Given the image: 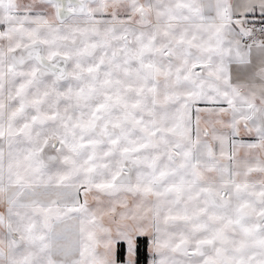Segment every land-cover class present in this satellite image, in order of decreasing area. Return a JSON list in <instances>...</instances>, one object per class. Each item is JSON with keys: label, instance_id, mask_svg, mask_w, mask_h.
<instances>
[{"label": "snow or ice", "instance_id": "snow-or-ice-1", "mask_svg": "<svg viewBox=\"0 0 264 264\" xmlns=\"http://www.w3.org/2000/svg\"><path fill=\"white\" fill-rule=\"evenodd\" d=\"M264 264V0H0V264Z\"/></svg>", "mask_w": 264, "mask_h": 264}, {"label": "trees", "instance_id": "trees-1", "mask_svg": "<svg viewBox=\"0 0 264 264\" xmlns=\"http://www.w3.org/2000/svg\"><path fill=\"white\" fill-rule=\"evenodd\" d=\"M137 263L146 264L148 261V239L145 237H139L137 239ZM125 255L124 244L120 245L118 250V261H122Z\"/></svg>", "mask_w": 264, "mask_h": 264}, {"label": "crops", "instance_id": "crops-1", "mask_svg": "<svg viewBox=\"0 0 264 264\" xmlns=\"http://www.w3.org/2000/svg\"><path fill=\"white\" fill-rule=\"evenodd\" d=\"M147 238V237H145ZM138 239V238H137ZM148 239V238H147ZM121 244H124V247H125V255H124V258L122 261H118V250L120 248V245ZM149 247H150V242L148 240V261L146 264H149V260H150V255H149ZM116 257H117V264H127V259H128V254H127V244L126 242H124L123 240H120V241H117L116 243ZM135 259L137 261V254L135 256ZM138 264V263H137Z\"/></svg>", "mask_w": 264, "mask_h": 264}]
</instances>
